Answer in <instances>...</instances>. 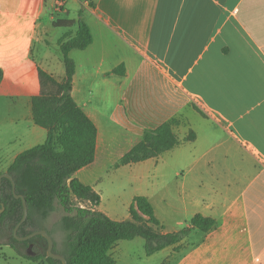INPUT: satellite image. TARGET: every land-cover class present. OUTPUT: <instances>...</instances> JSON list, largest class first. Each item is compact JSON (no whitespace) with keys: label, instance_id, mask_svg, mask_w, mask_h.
Returning a JSON list of instances; mask_svg holds the SVG:
<instances>
[{"label":"crops","instance_id":"crops-1","mask_svg":"<svg viewBox=\"0 0 264 264\" xmlns=\"http://www.w3.org/2000/svg\"><path fill=\"white\" fill-rule=\"evenodd\" d=\"M1 1L16 8L3 25L16 20L20 29L7 34L9 45L0 44L5 67L22 59L21 47L24 58L32 54L31 43L41 38L19 12H42L59 0ZM61 1L65 7L57 14L70 15L73 5L78 15L83 8L98 35L97 49L94 37L80 50L97 54L76 62L72 91L98 127L97 154L101 132L142 133L171 118L187 119L194 140L179 137L172 150L137 164L147 168L193 143L195 153L179 152L171 174L181 185L178 197L188 218L202 213L216 219L206 232L208 253L200 250L199 257L210 264H264V0H96V7L87 0ZM112 53L118 57L109 58ZM189 110L201 115V128L191 127ZM27 118L34 125L29 141L44 142L48 131L34 123L31 101ZM93 163L76 176L93 172Z\"/></svg>","mask_w":264,"mask_h":264},{"label":"trees","instance_id":"trees-1","mask_svg":"<svg viewBox=\"0 0 264 264\" xmlns=\"http://www.w3.org/2000/svg\"><path fill=\"white\" fill-rule=\"evenodd\" d=\"M87 1L91 7H96V0ZM76 24L75 35H66L59 42L65 66L62 80H57L34 59L25 60V69L31 78L33 119L38 126L47 129L48 136L44 142L18 154L5 171L13 176L16 193L24 195L28 205V217L20 226L18 235L26 236L46 229L54 238V251L65 256L68 264H115L110 255L112 247L119 240H132L139 236L145 240L148 255L170 246L177 250L192 230L208 232L216 224V219L197 213L188 226L178 231H165L153 203L143 194L135 196L130 206V218L113 219L96 209L101 203V194L76 176L80 169L95 161L98 127L73 97L77 65L71 52L87 49L94 37L84 18L83 8L79 10L77 19L54 21L55 27H73ZM21 65L22 61H19L0 67V85ZM123 68L121 64L115 71L120 73ZM196 109L201 111L198 107ZM175 122L176 119L172 118L155 129H147L142 138L121 156L116 167L157 158L175 148L180 143L174 129ZM195 137L194 130H190L185 140H194ZM75 200L89 201L94 207H81ZM2 207L0 245H9L30 260L46 258L49 264H63L61 260L48 256V240L43 235L26 241L15 236V227L24 215V204L22 198L16 197L13 181L7 177L2 179L0 189V209ZM57 210H62L63 214L50 229L47 221ZM55 228L64 234L62 249L55 239ZM20 245L27 247L26 254L20 252Z\"/></svg>","mask_w":264,"mask_h":264},{"label":"rangeland","instance_id":"rangeland-1","mask_svg":"<svg viewBox=\"0 0 264 264\" xmlns=\"http://www.w3.org/2000/svg\"><path fill=\"white\" fill-rule=\"evenodd\" d=\"M64 7L63 1L59 0L56 6L48 4L42 12L36 9L30 12L25 11L23 14L19 12L22 19H25L29 24L32 23V25L35 23V28L41 31V38L31 43L33 51L28 56L36 59L37 63L53 74L59 81L65 76V66L59 42L66 35H75L76 27L75 25L73 27H55L53 21L58 17L77 18L78 16L73 5L70 6V15L67 13L57 14ZM15 9L14 5L4 4L0 0V44L2 45L7 46L11 43L7 37L9 32L19 33L20 29L16 20L9 21L7 28L3 25L2 20L6 16L15 13ZM94 34L97 49L99 40L96 30ZM26 51L27 49L20 48L19 56L22 59L18 58L14 62L22 61V65L0 85V172L7 171L11 165L14 152L22 151L40 141L37 139L29 141L31 136L30 126L34 125L27 118L28 106L31 101V78L25 69V60L28 56L24 58L23 55H26ZM86 52L89 53H83L76 49L71 56L79 63L86 60L85 55L96 56L97 54V51L93 49ZM121 53H124V51L122 50ZM114 57L117 58L118 53L109 54V58L114 59ZM62 74L63 76H61ZM188 112L191 127L199 129L205 124L201 115L196 111L189 110ZM175 119L174 129L179 137L183 138L189 134L190 130H193L190 128L187 119L180 117H175ZM109 128H116L112 121ZM144 132H101L98 154L95 158L96 162L93 163L94 171L83 178L80 174L78 177L83 179L86 184L92 185L101 194L102 202L99 206H96V209L111 218L118 220L130 218V205L134 197L143 194L149 196L150 199L152 198L156 214L165 225V231H178L188 226L191 218H188L181 207L182 204L178 197L181 185L179 180L171 174V168L177 166V162L181 157L179 152H185L188 156L195 153L196 149L193 143H186L172 153L164 155L163 160L160 159L158 163L152 161L147 168L145 165H138L137 163L117 168L116 163L121 156L132 144L142 138ZM75 203L81 207H94L89 201L75 200ZM62 214V210L55 211L48 219L47 226L53 229ZM54 236L58 247L62 249L64 246L63 232L55 228ZM205 239L206 232L194 229L182 241L181 248L176 250L170 246L148 255L145 250V240L139 236L132 240H119L110 250V255L115 260V264H210L208 259L203 260L199 257L200 250L208 253L204 250V248H208ZM1 240L7 239L1 238ZM196 249H198V253H195ZM19 250L22 254L27 253V247L24 245H20ZM0 264L49 263L46 258L39 260L25 258L11 246L3 244L0 245Z\"/></svg>","mask_w":264,"mask_h":264},{"label":"water","instance_id":"water-1","mask_svg":"<svg viewBox=\"0 0 264 264\" xmlns=\"http://www.w3.org/2000/svg\"><path fill=\"white\" fill-rule=\"evenodd\" d=\"M4 177H7L13 181V189H14L15 195L17 198H22L23 204H24V215H23L22 219L20 220V222L15 227V230H14L15 236L20 241H26V240H29L36 235H43L48 240V248H47L48 256L61 260L63 262V264H68V261H67L65 256H63L62 254H58L54 251V246H55L54 238L51 236V234H49V232L46 229H41V230L32 232L31 234H28L26 236H19L18 235V231H19L20 226L22 225L23 222H25V220L28 217V205H27V201H26V198L24 197V195H20V194L16 193V184L14 182L13 176L9 172H4L0 175V189L2 186V179ZM3 210H4V207H2L0 209V212H2ZM30 248H32V245H30Z\"/></svg>","mask_w":264,"mask_h":264}]
</instances>
